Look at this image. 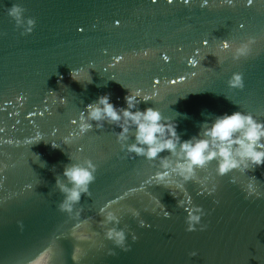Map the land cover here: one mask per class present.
<instances>
[{
	"label": "water",
	"instance_id": "obj_1",
	"mask_svg": "<svg viewBox=\"0 0 264 264\" xmlns=\"http://www.w3.org/2000/svg\"><path fill=\"white\" fill-rule=\"evenodd\" d=\"M13 2L0 0V163L13 165L0 173L5 177L0 197L16 193L0 203V261L24 264L51 244V264H76L72 250L79 244V264H264V164L222 177L215 176V161L199 169L200 177L212 174L207 187L214 183L216 188L209 193L192 181L185 184L191 202L204 211L201 224L206 225L188 232L186 212L177 207L183 193L151 183L140 189L154 171L153 162L129 159L116 143L114 125L93 126L78 139L69 136L76 128L70 121L85 105L108 94L114 105L124 106L128 88L157 90L156 98L138 107H156L172 116L182 139L196 135L210 114L250 111L264 120V3L256 0L246 7L240 0L227 6L210 0L212 6L201 7L200 0L187 5L182 0H15L35 21L32 31L21 35L5 12ZM250 34L258 37V54L235 62L229 55L219 64L209 54L196 67L187 64L195 49L204 54L219 39ZM205 39L207 45L201 43ZM144 49L151 50L148 56L132 55ZM162 53L170 59L163 60ZM118 54L124 59L115 62ZM73 69L88 72L90 82L84 76L74 80ZM234 71L243 73V89L227 87ZM153 80L159 81L155 87ZM37 132L41 139L25 143ZM127 142H132L131 132ZM86 158L97 164L96 179L89 185L91 195L81 194L76 206L89 223L76 231L90 239L77 241L71 235L74 221L56 208L62 194L55 178L67 183L63 168ZM251 178L261 196H246ZM133 188L138 190L128 192ZM110 200L118 226L125 228L126 251L105 240L97 225L102 219L98 208ZM130 208L139 215L133 217ZM192 251L195 256L189 255Z\"/></svg>",
	"mask_w": 264,
	"mask_h": 264
},
{
	"label": "clouds",
	"instance_id": "obj_2",
	"mask_svg": "<svg viewBox=\"0 0 264 264\" xmlns=\"http://www.w3.org/2000/svg\"><path fill=\"white\" fill-rule=\"evenodd\" d=\"M201 7L208 0H200ZM215 2V0H214ZM235 2L240 0H219L221 5L233 6ZM264 3V0H260ZM247 6V5H245ZM6 15L11 17L15 27L19 28L20 34L30 33L34 26V18L24 16V9L18 2H14L11 6L5 8ZM3 33L0 32V36ZM258 37L256 35H247L241 38L219 39L215 42L214 48L210 51L200 54L199 49L194 50V56H189L188 65L196 67L209 54L216 58V62L222 63L229 55L233 62L247 59L254 54H258L259 50L254 48L257 44ZM206 45L204 41L201 42ZM150 49H144L140 52L133 51L132 55L146 57L149 55ZM162 57L165 55L162 53ZM183 59V58H182ZM167 61V60H165ZM91 61L89 64L91 65ZM74 80L81 81V77L87 78L90 82L91 78L88 72L81 69H73L70 72ZM226 85L229 89H243L244 80L243 73L234 71L228 77ZM127 88V87H126ZM51 93V92H50ZM158 95L157 90L150 93L140 88L129 89L124 95V106L114 105L108 94L99 95L92 103L85 105L80 111L78 117L72 119L70 123L76 128L69 132V136H75L77 139L95 126L97 129L104 127L105 123L114 125L113 134L120 150L129 158L142 157L145 161L153 162L151 166L154 171L140 185L143 189L145 184H159L172 190L173 188L183 193V196L177 200V207H183L186 212L184 217L185 231L191 232L203 230L206 225L201 224V217L204 211L199 205L191 202V197L185 189V184L189 181L201 185V190L207 189L209 193L213 192L216 185L213 183L209 188L207 184L210 182L212 174L203 177L198 176L199 169L206 168L212 161H215L214 173L216 177H222L233 170H239L241 173L252 166L264 164V120L257 119L250 111H232L212 115L205 119L199 125V131L196 135L187 139H182L177 133V123L172 116L163 115L159 108L145 107L140 109L138 104L141 101L154 99ZM226 98H228L226 96ZM55 99L53 103H55ZM59 102H65L64 97L59 98ZM95 122L93 125L92 122ZM119 129L118 131L115 129ZM55 131V129L53 130ZM129 132L132 133V142L128 143ZM41 134L37 132L36 137L25 140V143H31L41 139ZM68 137H64L63 143L67 144ZM11 144L12 141L8 140ZM53 146L58 145L53 142ZM79 152L80 149L78 148ZM166 152V155L160 153ZM13 165L0 163V173L5 168ZM97 164L92 159H84L80 163H72L65 166L61 175L67 181L63 182L59 177L55 178V187L62 194V199L56 204L59 212L64 213L68 219L74 221L72 225L71 235L77 240H88L90 236L86 232H77V229L85 227L89 223V217H82L83 208L76 207L81 199V194L90 196L89 185L95 179ZM5 177L0 175V186L3 185ZM231 182H235V177H231ZM32 184H25L24 188L31 189ZM254 178H251L244 190L246 196H261L262 193L257 190ZM138 189H129L128 192H135ZM23 191V189H22ZM128 192L124 195L127 196ZM16 193L0 197V203L15 196ZM175 197L176 194L172 192ZM122 198V197H120ZM156 204L159 201L153 198ZM113 201H107L97 210V215L102 219L97 221V225L103 232V238L111 241L114 247L121 250H127L129 245L126 243L125 228L119 227L120 218L111 210L110 205ZM154 210V209H153ZM133 217L139 215L138 210L130 208ZM168 215L167 212L164 213ZM20 224L19 221H17ZM141 225L144 224L140 220ZM22 227V225H21ZM96 233L93 232L92 235ZM135 240V235L132 236ZM109 254L112 249H108ZM82 251L79 244L74 245L72 250V260L79 264ZM195 256L196 252L189 253ZM52 245L44 247L37 255L31 259L24 261V264H51ZM0 264H4L0 261ZM14 264H20L19 261Z\"/></svg>",
	"mask_w": 264,
	"mask_h": 264
},
{
	"label": "snow or ice",
	"instance_id": "obj_3",
	"mask_svg": "<svg viewBox=\"0 0 264 264\" xmlns=\"http://www.w3.org/2000/svg\"><path fill=\"white\" fill-rule=\"evenodd\" d=\"M157 2V0H151V3H153V4H155ZM182 2L185 4V5H187V4H189L190 3V0H182ZM255 2H256V0H243V5L245 6V5H247L246 7H252V6H254L255 5ZM166 3H168V4H172L173 3V0H166ZM205 7H208V6H212V5H210V0H208V2L204 5ZM119 23V20H117V24ZM239 27L240 28H244V25L243 24H241V25H239ZM79 31H83V29L82 28H77ZM205 43H206V45L208 44V40L207 39H205V40H203ZM163 58V60H169L170 59V57H168L167 55H165L164 57H162ZM113 59H114V61L115 62H119V61H121V60H123L124 59V57L122 56V55H116V56H114L113 57ZM187 64H188V61H187ZM196 73L195 72H193L192 73V75L194 76ZM179 77V79L180 80H184L185 79V77L183 76V75H180V76H178ZM172 84H175L176 83V80H171L170 81ZM159 83V81L158 80H153V86L155 87L157 84ZM29 115H33V113H29ZM4 131V129L3 128H0V133H2ZM117 199H120V197H117ZM110 201H112V200H110ZM113 203H115V201H113Z\"/></svg>",
	"mask_w": 264,
	"mask_h": 264
}]
</instances>
